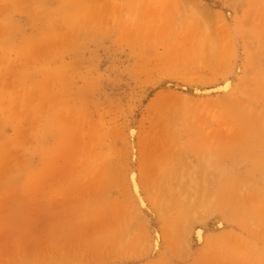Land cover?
I'll return each instance as SVG.
<instances>
[{
	"label": "rangeland",
	"instance_id": "rangeland-1",
	"mask_svg": "<svg viewBox=\"0 0 264 264\" xmlns=\"http://www.w3.org/2000/svg\"><path fill=\"white\" fill-rule=\"evenodd\" d=\"M182 2L0 0V264H264V0Z\"/></svg>",
	"mask_w": 264,
	"mask_h": 264
},
{
	"label": "bare ground",
	"instance_id": "bare-ground-1",
	"mask_svg": "<svg viewBox=\"0 0 264 264\" xmlns=\"http://www.w3.org/2000/svg\"><path fill=\"white\" fill-rule=\"evenodd\" d=\"M182 1L184 2L185 6L187 7V15H188L187 17L188 18L186 17V19H191L193 22L192 25L196 24L197 23V22H195L196 17L200 16V14L203 12V11H201L200 4L198 2H196V0H182ZM182 25L185 26L184 22H182V20H180L178 23V26L180 27ZM190 25H191V23H190ZM184 31H185V29H184ZM184 31L183 30L180 31L177 35L184 33ZM202 31L203 30H201V32L200 31L199 32L202 34ZM205 31H206V28H205ZM200 33H198V35L195 37L197 44H198L199 51H200L201 47L203 46L202 43H203V37H204ZM187 40H189V39H187ZM193 42L194 41L191 40V43L190 42L189 43L192 45ZM208 47H209L210 51H214L215 44L212 41H210V44H208ZM231 88H232L231 81L226 79L222 84L213 87L211 90H204L202 93L203 94L221 93V94L225 95L231 90ZM196 92H197V90H196ZM135 134H136L135 130L132 128H129L127 131V137H126V143H125V148H126V153H127L126 165L129 166V170L127 171L126 177H125L126 178V185H127V194H128V200L131 203V209L135 212V216H137V220L141 223L143 228L148 229V228H150V225L148 223V219L143 214V211L146 210L147 212H149L151 217L153 216V213L151 212V210L147 209L146 201H145L144 197H142L140 194V187H139L138 182H137L136 172L134 170L130 169L131 168L130 166L135 165L136 159H137L136 150H135L134 145H133ZM194 169L196 170L195 166H193L192 170H194ZM193 176H194V174H193ZM203 192H206V190L204 189ZM154 200H155V195H151V201L153 203H155ZM192 200H193V198H192ZM201 203H202V205L204 204L203 202L200 201V207H202ZM203 208H204V206H203ZM194 214L196 217L197 213L195 212ZM220 226L221 225L218 222H215L212 225V227H215V228L216 227L219 228ZM202 234H203V231L201 229L195 230V238H196L197 242H201ZM159 240H160V237H159L158 233L155 230H153L152 235H151V242L149 244V249H148L149 252H147V253H149L148 254L149 256H153L154 254H156L158 247H159Z\"/></svg>",
	"mask_w": 264,
	"mask_h": 264
}]
</instances>
